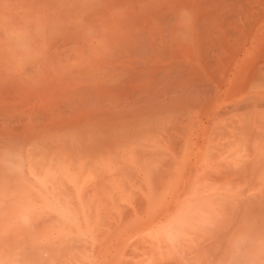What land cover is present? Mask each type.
<instances>
[{
    "label": "rangeland",
    "instance_id": "1",
    "mask_svg": "<svg viewBox=\"0 0 264 264\" xmlns=\"http://www.w3.org/2000/svg\"><path fill=\"white\" fill-rule=\"evenodd\" d=\"M0 1L6 6L0 2V264H264V138L255 139L253 135L264 120V110L252 105L223 115L213 123L207 118V106L172 104L169 110L157 115L153 141L146 145L152 148L154 156L149 173L136 165L138 153L112 152L114 147L127 149V141L132 147L141 142L135 137L127 138L124 124L111 127L112 136L107 133L111 140L100 138L105 143L103 149L107 147L111 153L97 157L91 153L92 159L81 167L73 164L54 167L50 173H16V156L8 155L13 146H17L16 150L20 144L12 137L14 131L41 121L46 131L34 127L37 134L41 133L34 134L41 137L46 135L53 119L58 120L56 117L63 112L69 115L67 99L83 89L93 91L98 73L105 70L107 61H114L105 56L103 49L98 57L88 49L100 45L102 40L96 42L97 38L105 39L118 25L124 31L120 30L124 34L122 39L132 36L134 29L145 28H139L147 24L144 15L132 29L126 20L133 5L147 1ZM56 6L59 16L47 9ZM75 6L82 14L76 13ZM256 6L248 15L247 7L242 10L250 21L264 15V7ZM98 7L103 8L99 16ZM205 7L199 5L201 9ZM66 8L75 11L70 12L71 20L79 18L76 20L80 23L66 18ZM236 9L227 3L222 10ZM61 11H65V16ZM90 14L95 20L87 18ZM242 16L234 19L243 23ZM88 19L92 21L90 25L85 22ZM36 27L40 29L36 31ZM88 27L99 29L86 31ZM242 28L245 29L242 26L239 30ZM82 31L89 37H79ZM105 33L109 34L101 37ZM234 39L228 44L229 53L241 48V42L235 43ZM253 53L256 52L252 51L251 56ZM181 54L184 59L193 58L196 50ZM221 80L222 77H216L209 84L218 87ZM224 97L225 93H221L218 99ZM80 115L77 117L84 123L77 120V129L89 132L90 116ZM201 120L205 123L204 131L197 126ZM237 123V138L221 135L222 127ZM107 124L110 122L106 121ZM59 130L50 131L42 142L26 146L27 160L41 148L39 143L47 145L42 162L67 149L65 142L70 138ZM69 156L73 153L60 157ZM28 161H24L26 167L36 164ZM195 168L197 172L193 171Z\"/></svg>",
    "mask_w": 264,
    "mask_h": 264
},
{
    "label": "bare ground",
    "instance_id": "2",
    "mask_svg": "<svg viewBox=\"0 0 264 264\" xmlns=\"http://www.w3.org/2000/svg\"><path fill=\"white\" fill-rule=\"evenodd\" d=\"M22 1L23 0H21V2ZM71 1L69 0V2ZM107 1L104 0L103 3ZM136 1L138 0H132L135 4L137 3ZM143 1L147 2H141V4L138 3L137 6L132 4L134 7H131L132 10L127 13L129 14L128 20H125L128 21V28L132 29V26L137 24L139 18L147 17V24L139 27L145 28L140 30L134 29L131 31L133 32L132 36L122 39L124 34L121 33L124 31L117 28L119 25L117 27L114 26L116 27L115 31H112L113 33L111 34L108 33L109 36H107L108 34L106 33L101 34V37L107 36L105 39L97 38L98 40L96 42H100L102 40V42L99 43L100 45H97L101 47L100 49L97 46H95L97 49L93 47L88 49L82 46L83 49H88V52L93 54L94 57H98L102 51L101 49H103L106 53L105 56L114 58V61H111L112 63L110 64V62H108L104 57L108 66L104 68V71L103 68L101 69L103 72H101L102 74L100 72L98 73V77L95 78L97 80L92 78L95 82L93 80L92 81L96 83L94 85L95 87H93L94 92L91 91V89H83L85 91L77 92L78 87L80 88L79 85L76 87L77 89L74 88V92L77 93H72L71 95L70 91H68L71 95L69 97V101L66 98L69 103V105H66L67 108H69V115L65 116V112L61 113V115L56 117H59L58 120L54 121L53 119L52 123H49L47 133L43 132L48 135L50 131L60 129L59 131H61L65 137L68 136L70 138L69 139L67 137L70 141L65 142L66 145L64 143L67 149H64L59 153L55 152V156L52 157L51 160L42 162L44 159L43 157L47 154V145L39 143L41 148H38L35 153H33L35 150L32 151V159L28 161L25 156V147L29 144L42 142L46 136L45 134L41 137L36 136L35 134H37V132H35L34 127H41L40 129H44L43 131H46L45 124L40 121L38 125L25 124L23 127L19 128L21 131L18 132H15V129L13 130L14 134L12 137H16V142L20 144L16 150L15 148L17 146H13V151H11L8 155L16 156L14 159L18 161L17 168L14 169L16 173H50L54 167L61 166L63 168L66 165L71 166L73 164H78L81 167L83 163L85 164L92 159V154L97 157L108 152L107 147L106 149H103L105 143L103 144L101 139L106 140L107 137H110L111 140V127L120 124H124L123 128L126 130L127 138L135 137V139L137 138L141 142L138 143V145L134 143L135 146L132 147L130 142L127 141L125 144L127 149L119 146V148L114 147L112 152L117 150L115 152L119 154V151L124 152L126 150L128 153H138L135 158L136 165L139 167V170L149 173L154 156L153 151L150 150L152 148L149 147L148 149L146 148V145L148 144V141H153V129L155 122L157 123V115L169 110L172 104L177 106L181 103H192L198 106H207L209 108L207 118H209V121L213 123L223 115L240 111L242 108L249 107L251 105L256 109L264 110V15L258 17L254 21H250L248 16H245L244 11H242L245 7H247L245 9V14L248 15L250 12L249 10L255 9L256 4L258 5L256 8L259 7V9H261L264 7V0ZM0 2L3 4V7L6 8L4 3L2 1ZM73 3L75 2L73 1ZM142 3L144 5H142ZM227 3H231L236 6L237 9L234 12L223 11L222 9ZM97 4L99 5V3ZM106 4L107 3H105V5ZM201 4H205L206 7L203 9L199 8V5ZM105 5L104 7H107ZM15 6L18 7L20 4H15ZM57 6L55 8L47 7V9L50 11L53 9L56 11H53L54 14L57 15V12H60L58 11ZM91 6L95 7L94 4ZM75 7L76 8L74 10L76 13H81V10L77 9V6ZM90 7L88 6L86 8ZM100 7L96 9L100 11L98 14L92 12L94 10H92L91 13L97 14L98 16L99 14H103V8L100 9ZM4 8L2 10L4 11L3 13L6 11ZM29 8L26 10H29ZM74 10L68 11L66 8V13H68L67 15L69 16L70 12H75ZM239 10L241 11L239 12L240 15L238 14ZM39 11L40 9L38 12ZM61 12L62 14L65 13V11ZM262 12L264 13V9ZM42 13L43 12H41V14ZM65 14L63 15L65 16ZM73 14L75 15V13ZM93 14L88 15L87 18L91 15L94 16ZM71 15L66 18L71 20ZM241 15L246 17L245 20V17L242 16L244 20V22L242 21L243 23L237 22L239 18L237 20L234 19V16ZM92 16L90 17L91 20L93 19ZM74 18L75 17H73L74 21H71H76L75 23H77L79 20L76 19L79 18ZM80 19H82V17H80ZM89 19L88 21H86L87 19L85 20L87 24L91 21ZM122 20L125 21L124 19ZM88 25H86V27ZM102 26L103 25L99 27ZM242 26H244L246 30L243 28L242 31L239 30V27ZM82 27H85V25ZM55 28H57V26H55ZM37 29L40 28L36 27V31ZM78 29L80 28H77L76 30ZM98 29L99 28L92 29L88 27L86 31L97 32ZM244 30L245 32H243ZM86 31H82L83 33L79 34V37L85 34ZM189 33L191 35H188ZM87 35L89 34H85V36ZM167 37L169 38L166 39ZM233 38H235V43L241 42V48L234 53H229L227 52V47ZM90 39H92V42L93 37ZM84 42L85 39L82 43ZM90 43L89 45H91ZM84 45L88 47L87 44ZM82 47L80 48L79 46L80 49H82ZM188 49L196 50V54L193 58L192 56L191 58L187 57V61H185L186 59H184V56H182L181 53ZM22 50L27 52L28 49L25 50L23 48ZM252 51L256 53H253L254 55L251 56ZM103 56L104 54H102V57ZM21 57L23 58V56ZM41 59L43 60V58ZM46 60H48V58ZM40 62L41 60L39 63ZM43 64L45 63L43 62ZM233 67H235V69H233ZM216 77H222V85L216 84L218 87H216L215 84H209L210 80H213ZM97 84L98 86H96ZM79 90H81V88ZM221 93H225V97L220 100L218 99V96ZM80 114L90 116L87 122L90 127L89 132L86 131L81 133L82 130L77 129V120L78 122L81 121L77 115ZM80 117H82V115H80ZM39 120L40 119H38V121ZM44 121L47 122V119ZM106 121L110 122L107 126H105ZM81 122L84 123V121ZM197 126L201 129L203 128L202 131L205 130V123H203L202 120ZM239 128L240 125L238 123L226 125L222 127L221 135L224 138H237ZM107 133L111 136H107ZM253 135L255 136V139L261 137L264 138V120H262L259 126L253 131ZM23 139H26V142H23ZM72 148L74 151H71ZM199 150H201V148ZM67 153H73V156L60 157L61 155H65ZM109 153H111V151H109L108 154ZM25 159L30 164L34 161L36 164L28 165V167H26V164H24ZM54 161L58 162L54 165ZM261 161L264 162V159H261ZM193 171L197 172L196 168ZM134 172H136V167Z\"/></svg>",
    "mask_w": 264,
    "mask_h": 264
}]
</instances>
